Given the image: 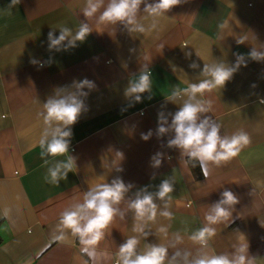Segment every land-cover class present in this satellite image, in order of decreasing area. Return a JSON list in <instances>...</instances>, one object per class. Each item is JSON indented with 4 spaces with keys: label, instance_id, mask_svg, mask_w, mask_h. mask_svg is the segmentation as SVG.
I'll return each mask as SVG.
<instances>
[{
    "label": "crops",
    "instance_id": "1",
    "mask_svg": "<svg viewBox=\"0 0 264 264\" xmlns=\"http://www.w3.org/2000/svg\"><path fill=\"white\" fill-rule=\"evenodd\" d=\"M11 3L0 0V264H116L119 246L139 236L132 231L133 211L123 220L114 217L92 248L70 231L66 241L56 239L61 234L56 228L65 208L83 202L92 186L117 177L133 185L118 205L121 210L141 189L155 194L164 179L173 184V218L157 214L148 222L150 235L139 237L138 252L160 244L168 247L169 257L177 250L197 255L201 246L190 236L206 224L209 206L231 190L238 203L227 220L212 225L215 235L203 250L232 253L247 243L255 264H264V61L248 57L252 49L264 51V0H182L145 33L101 23L100 12L84 17L86 0H20L9 9ZM143 7L138 19L147 27L153 18ZM81 22L91 29L83 42L49 49L50 31L58 37L65 26L75 34ZM237 54L245 60L232 78L200 97L211 109L202 115L221 126V135L245 131L250 143L219 166L196 160V177L189 158L168 146L174 132L158 133V115L170 124L182 104L170 101L173 90L206 79L200 74L204 64L235 66ZM194 61L196 69L189 67ZM141 71L151 72V87L138 102L126 89ZM85 79L93 87L82 90L84 110L71 126L69 154L75 165L66 179L52 184L48 168L67 155L46 157L48 165L41 159L43 104L54 95H79L75 83ZM149 131L145 141L142 134ZM157 153L161 164L153 167ZM154 202L159 213L163 202L155 197ZM162 226L167 235L158 231ZM177 232L181 243L173 237Z\"/></svg>",
    "mask_w": 264,
    "mask_h": 264
},
{
    "label": "clouds",
    "instance_id": "2",
    "mask_svg": "<svg viewBox=\"0 0 264 264\" xmlns=\"http://www.w3.org/2000/svg\"><path fill=\"white\" fill-rule=\"evenodd\" d=\"M181 2L182 0H153L151 3L149 0H107L105 6V0H86L82 12L87 18L94 17L100 12L98 21L101 23H121L128 32L145 33L157 27L158 17L163 16ZM19 3L20 0H12L8 8L11 9ZM141 5H144L143 11L153 18L152 23L147 27L138 19ZM59 32L58 37L54 35V30L48 33L49 49L59 51L61 46L65 50L76 47L77 41L83 42L91 33V29L88 23L81 22L75 34L65 26H61ZM65 41L67 44L64 43ZM248 57L255 61H264V51L252 49ZM244 60L243 55L237 54L235 66L230 67L223 62L204 64L200 74L207 77L206 79L199 83L189 84L187 88L177 87L173 90L170 101L180 100L182 104L174 114H171L170 124L167 117L159 113L158 133L163 135L169 131L174 132V137L167 143L169 147L178 148L181 157L186 156L202 164L211 163L219 166L221 162L237 156L242 148L250 143L249 135L243 130H238L231 136L221 135V126L210 116L202 115L211 109L210 104L200 98L206 91L223 87ZM32 62L36 63L35 60ZM189 67L196 69L199 65L194 61ZM150 76V71H141L138 81L129 84L126 94L129 92L137 94L134 96L139 102L140 94L150 91ZM86 87L91 89L93 83L87 79L75 83L79 95L74 92L60 96L54 95L43 104L44 112L41 115L45 128L39 140L41 159L44 160L45 165H48L49 160L46 157L67 155L66 160L57 161L48 168L49 182L52 184H58L61 179H66L75 165V158L69 154L73 135L71 126L77 122L84 110L83 100L79 97L87 95L82 91ZM53 122L57 125L54 128L51 127ZM151 135V131L142 134V139L147 141ZM119 154L122 155V153ZM160 157L162 154L157 153L152 158L153 167L160 166ZM120 170L117 169V171ZM132 187L131 183L126 184L117 177L111 183H98L89 188L84 193L83 202L75 203L60 213L56 230H59L61 234L57 235L56 239L66 241V232L70 231L71 236L77 237L81 245L85 248H92L104 239L105 231L114 217L118 215L123 220L126 211L131 210L136 220L132 231L139 236H130L119 246L116 264H180L178 258L182 260V264H255V259L247 254V243H241L232 253L210 254L203 250L208 247V240L215 235L216 230L212 225L227 220L232 214V207L238 203L237 196L231 190H224L221 198L209 206L205 213L206 224L190 236L193 242L201 246L197 255L192 256L188 251L181 253L177 250L169 257L168 247L160 244H148L143 252H138L139 237L146 238L150 235L145 231L148 222H155L157 214L169 220L173 218V213L169 208L172 200L170 193L174 188L170 179H164L155 194L148 192L146 188L141 189L135 193L134 199H129L127 209L121 210L118 205ZM154 197L163 202V209H160L159 213ZM158 231L167 235L166 227L162 226ZM173 237L176 243L182 242V237L178 232L174 233ZM241 239L243 240L244 237L241 236Z\"/></svg>",
    "mask_w": 264,
    "mask_h": 264
},
{
    "label": "trees",
    "instance_id": "3",
    "mask_svg": "<svg viewBox=\"0 0 264 264\" xmlns=\"http://www.w3.org/2000/svg\"><path fill=\"white\" fill-rule=\"evenodd\" d=\"M188 163H189V165H190L192 171H193L194 174L196 175V177L199 176L200 173H199V167H198V163H197V161L194 160V159H189V160H188Z\"/></svg>",
    "mask_w": 264,
    "mask_h": 264
}]
</instances>
